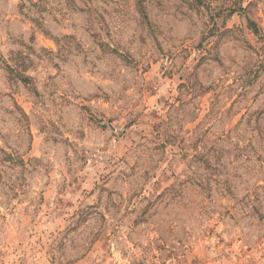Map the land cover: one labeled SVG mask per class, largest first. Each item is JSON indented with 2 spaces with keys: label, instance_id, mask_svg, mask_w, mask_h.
I'll return each instance as SVG.
<instances>
[{
  "label": "rangeland",
  "instance_id": "obj_1",
  "mask_svg": "<svg viewBox=\"0 0 264 264\" xmlns=\"http://www.w3.org/2000/svg\"><path fill=\"white\" fill-rule=\"evenodd\" d=\"M0 264H264V0H0Z\"/></svg>",
  "mask_w": 264,
  "mask_h": 264
}]
</instances>
